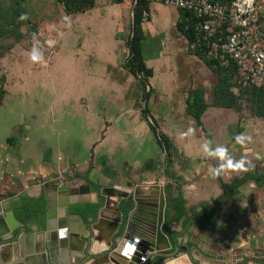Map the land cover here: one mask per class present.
Listing matches in <instances>:
<instances>
[{
	"label": "crops",
	"instance_id": "1",
	"mask_svg": "<svg viewBox=\"0 0 264 264\" xmlns=\"http://www.w3.org/2000/svg\"><path fill=\"white\" fill-rule=\"evenodd\" d=\"M124 4L97 0L93 8L73 18L85 13L95 23L112 26L114 34L117 25L123 24ZM149 7L150 20L143 22V42L147 37L153 41L147 49L142 42L143 54L144 50L148 55L153 49L160 51L164 45L174 48L173 44L182 38L176 34L180 10L160 1L151 2ZM154 16L157 24L148 29ZM115 38L110 47L102 44L81 48L78 44L62 78L54 73L56 61L47 62L29 47L12 45L0 55L6 90L0 103V210H13V204L25 197L49 198L56 205V193L48 192L45 185L52 187L58 180L70 181L74 189L71 206L95 204L98 209L106 200L107 192H100L102 189H111L113 204L124 193L132 195V185L143 206L159 214L161 204L165 205L163 226L168 222L177 240L173 242L168 234L172 247L166 243L161 249L174 251L181 246L175 257L157 256L149 264H195L189 255L199 264H264V128L254 126L253 121L243 122L235 108L213 105L210 89L217 84L212 82L217 77L203 62L201 70L205 75L211 73L210 79L204 80L196 68H187V75L196 74L192 80L180 76L179 65L157 67L147 63L154 75L142 88L124 68L128 52L119 56ZM198 86L205 88L209 104L202 127L186 111L189 91ZM145 92L149 93L147 115L143 113L146 104L140 105ZM177 96L185 101L179 113L173 104ZM180 117L182 122L176 120ZM151 123L179 150L174 167L181 178L178 183L175 177L161 176L166 162ZM180 163L184 165L181 170ZM237 178L245 179L239 193L223 197L222 183ZM167 184L173 185L170 195L162 190ZM179 195L185 202V213L171 221L176 209L169 204V197ZM214 200L219 201L218 217L207 226L192 223L193 213ZM71 206L69 225L76 236L57 242V258L76 263L91 253L90 261L98 263L102 259L99 254L109 248L105 235L110 224L94 230L90 245L85 225L95 217L85 219L72 213ZM119 206L128 212L133 207L132 198ZM112 207L105 212L108 222L118 216ZM138 215L143 217L144 211ZM29 226L31 232L39 230L34 222ZM121 231L114 247L127 242L123 227ZM138 246L135 240L132 251ZM146 255L150 261L152 254Z\"/></svg>",
	"mask_w": 264,
	"mask_h": 264
},
{
	"label": "rangeland",
	"instance_id": "2",
	"mask_svg": "<svg viewBox=\"0 0 264 264\" xmlns=\"http://www.w3.org/2000/svg\"><path fill=\"white\" fill-rule=\"evenodd\" d=\"M13 0H0V4L4 7H7L10 2ZM24 1L26 14L24 18V22L20 27V31L23 33V36L17 40L13 37H3L0 38V48L2 50H6L4 48H9L12 45L15 46H26L31 48L33 51H37L39 55L45 57L46 61H56L57 67H54V73L57 74L58 78H62L63 71L66 65L70 63L71 56H73V50L78 48V44L81 45V48L84 46L85 48L96 45H104L111 46L112 39L115 38L118 42L119 47V56H125L128 52L127 48V39L130 36L133 30V10H134V0H126L125 1V12H124V20L123 24L117 25L118 28L113 34V30H115L112 26L108 25L106 22L95 23L91 21L87 15L81 14L77 18H73L75 14H67L63 8V5L59 3L57 0H22ZM260 1L261 9L264 10V0ZM168 6V5H167ZM170 7V6H168ZM157 12V11H155ZM147 21V20H145ZM157 21H155V16L152 21L148 23V29L152 27V25H156ZM113 31V32H112ZM97 32V33H96ZM176 34L179 37L174 48L168 45H164L162 49H153V51L148 55L144 50L145 61L149 63L151 66H159L163 67L172 65H179L180 67V76L186 78H196V74L194 72L191 73V77L186 74L188 71L187 68H196V72H200L202 74V78L204 80L210 79L208 73L205 75V72L201 70V63H205L203 59L199 56L195 55V53L191 50V47L187 41V39L180 33L176 28ZM176 38V36H174ZM177 39V38H176ZM153 41L152 37H147V39L143 42L144 48L148 46ZM176 41V40H175ZM147 49V48H146ZM9 51V50H8ZM32 57H34L32 53ZM122 60V59H121ZM126 61V59H125ZM124 61V62H125ZM124 66V64H123ZM63 67V69H62ZM3 66L0 64V91L3 89V81L2 77ZM211 69V68H210ZM188 73V72H187ZM216 73V72H215ZM216 77L212 82H217L219 80L220 75L216 73ZM137 78V77H136ZM138 85L145 88L144 83L139 82L137 78ZM202 82V81H200ZM237 85V88H236ZM214 87H211V100L214 102ZM233 87V86H232ZM185 89L188 88L184 86ZM234 91L237 93L234 94L233 97L236 101V104L240 106V114L243 117V122L250 123L252 122L254 126L264 128V116L260 117L256 114V106L252 97V90H247L242 87L239 88L238 83L234 85ZM208 98V97H207ZM141 106L145 107V98L144 95L140 100ZM162 104V103H161ZM165 103L162 104V106ZM173 104L176 109V113L183 111V105L185 104L183 96H177L175 100H173ZM150 108H154V104H150ZM154 110V109H153ZM262 110H264V102L262 104ZM160 111V109H159ZM163 112V111H162ZM176 120L183 121V119L176 118ZM157 128V127H156ZM172 128V127H171ZM158 132V129H157ZM160 133V132H158ZM162 135L163 132L161 131ZM165 136V135H164ZM258 136V134H255ZM170 141V140H169ZM172 147L170 151H166L163 148V157L166 162V170L164 173H161V176H166L167 178L175 177L177 183L181 179L178 175L177 170H174L175 163L179 159V150L175 147L173 142H170ZM174 147V148H173ZM184 165L180 163V167L178 169H183ZM66 177L65 175H60L59 178ZM179 186L177 185L176 188ZM171 189H173V185L167 184L163 192H167L170 194ZM32 227V226H31ZM10 240V239H9ZM13 240V239H12ZM103 259V258H102ZM101 259V260H102ZM100 260V261H101ZM63 260L60 258H54V264H76V263H66L62 262ZM84 264H95V261L85 262Z\"/></svg>",
	"mask_w": 264,
	"mask_h": 264
},
{
	"label": "trees",
	"instance_id": "3",
	"mask_svg": "<svg viewBox=\"0 0 264 264\" xmlns=\"http://www.w3.org/2000/svg\"><path fill=\"white\" fill-rule=\"evenodd\" d=\"M63 5V8L67 14H77L79 12L86 11L93 8L97 0H57ZM114 3H124L126 0H110ZM222 2H228L230 0H218ZM258 1V0H257ZM260 6V1H258ZM134 10H133V30L127 39L128 56L124 62V68L131 72L135 77H137L145 87L148 84L149 78L154 75L152 68L147 66V63L143 54L142 42L144 40L143 32V22L145 20H150V2L148 0H134ZM145 12L148 14L145 16ZM181 18L176 24L177 30L183 34V36L189 40L190 43L194 42L196 39L195 27L197 25V18L189 11L180 10ZM260 21L264 22V10L259 7ZM26 14V8L24 1L13 0L7 7L0 4V38L13 37L19 40L23 33L20 31V27L24 22ZM7 49V48H4ZM4 54L2 48H0V55ZM195 55L199 56L204 60L205 64L211 68L217 75H220L218 83L214 87V102L213 105L225 108H235L240 111V106L236 104L233 97V87L236 84V74L237 67L232 65L230 69H226L221 66H215L213 61L208 60L204 54L200 51H196ZM247 90H252L253 101L256 106L257 116H264V110H262V104L264 102V88L262 87H244ZM4 90L0 91V103L2 101ZM206 90L203 86H198L195 89L189 91V97L186 100V111L192 116L197 125L202 127V116L204 112L209 107L205 99ZM234 94H236L234 92ZM237 95V94H236ZM149 93L145 92L144 98L146 102V108L143 109L145 115L148 114L147 101ZM151 128L154 133L159 137V142L166 151H170L172 145L169 139L158 133L157 128L151 123ZM174 148V147H173ZM245 179H235L232 183H222L224 190L223 197H231L239 193V185L243 183ZM170 195V194H169ZM177 199V200H176ZM179 201V202H177ZM184 200L182 195L172 199L169 197V204H172L176 209L175 216L171 219L179 220L185 213ZM219 201L214 200V202L209 204H203V209L200 212H194L191 221L192 223H197L200 226L209 225L219 212ZM99 205L95 204H75L71 206V212L81 215L83 218L87 219L89 215L94 217L97 215ZM13 210L19 221L25 225H29L34 220H42L45 212L47 210L46 201L43 197L41 198H31L25 197L21 203L15 202L13 204ZM168 222L165 225V232L169 234L173 240L176 241L171 235L168 229ZM195 264H199L198 261H194Z\"/></svg>",
	"mask_w": 264,
	"mask_h": 264
},
{
	"label": "water",
	"instance_id": "4",
	"mask_svg": "<svg viewBox=\"0 0 264 264\" xmlns=\"http://www.w3.org/2000/svg\"><path fill=\"white\" fill-rule=\"evenodd\" d=\"M46 183L45 188L48 192H54L57 196L56 205H52L49 198H46L47 211L45 214V227L42 230L20 233L16 239L10 241L15 231L23 226L15 215L14 210H0V264H27V260H35L37 263L42 260L44 264H51L58 249L57 242L59 240H67V236H76L71 231L69 222V212L72 201L70 196L73 195L74 189L70 186V181L56 182L52 187ZM129 188L134 190L131 194L124 193L117 197L118 202L112 204L111 189L105 187L100 192H107L105 202L100 206L97 211L96 219L90 225H85V229L89 231L87 241L92 244L94 238V230L100 225L109 223L110 227L105 235L107 245L109 246L103 254H99L103 259L98 264H149L155 257H175L181 249L177 246L174 251H166L161 249L159 243L165 241L168 248L172 247V242L169 235L164 230V204H161L159 214L157 210L149 209L143 206V202L137 197L135 187L132 185ZM133 200V207L125 212L119 206L121 202L129 198ZM118 216L114 217L112 221L107 220L105 212L113 208ZM144 211L143 217H139L138 212ZM218 215L215 216L217 218ZM124 228L126 237V244L120 246H113L122 233L121 229ZM133 235H136V239ZM133 238L139 242L136 250L132 251ZM9 240V241H8ZM132 242V243H131ZM219 243L222 241L219 240ZM203 252V249L200 248ZM151 253L152 257L146 262L142 261L145 253ZM209 255L216 256L213 252H208ZM91 256L87 255L86 261ZM194 263V257L189 255ZM51 261V262H50ZM79 264V263H77Z\"/></svg>",
	"mask_w": 264,
	"mask_h": 264
},
{
	"label": "built area",
	"instance_id": "5",
	"mask_svg": "<svg viewBox=\"0 0 264 264\" xmlns=\"http://www.w3.org/2000/svg\"><path fill=\"white\" fill-rule=\"evenodd\" d=\"M148 1H160L191 12L197 18L196 39L192 43L187 39L191 50L202 52L215 66L230 69L235 64L238 69L235 78L240 89L264 88V22L260 21L257 0ZM232 89L234 91V86ZM146 254L143 262L148 260Z\"/></svg>",
	"mask_w": 264,
	"mask_h": 264
},
{
	"label": "flooded vegetation",
	"instance_id": "6",
	"mask_svg": "<svg viewBox=\"0 0 264 264\" xmlns=\"http://www.w3.org/2000/svg\"><path fill=\"white\" fill-rule=\"evenodd\" d=\"M57 182H62V181H59V180H58ZM45 201H46V199H45ZM46 211H47V210H46ZM45 214H46V212H45ZM95 219H96V216H95V218H94V221H95ZM94 221H92V223H93ZM33 222L36 223V224L38 225L39 230H42V229L45 227V215H44V217H43L42 220H34ZM21 223H22V222H21ZM31 223H32V222H31ZM22 224H23V226L15 231V233H14V235L12 236V238L10 239V241H12V239H13V240L16 239V236L19 235L20 233H24V232H26V233H30V232H31V231H30V226H29V225H25L24 223H22ZM176 240H177V238H176ZM8 241H9V240H8ZM87 255H88V254H86V256H85L84 258H82L80 261L76 262V264H77V263H79V264H84L85 262H90V260L93 258V256L91 255V256L89 257V259H87L86 261H84V259L87 258ZM54 258H57V254L55 255ZM50 262H51V261H50ZM98 263H99V262H98ZM98 263H95V264H98ZM51 264H54V259H53V262H51Z\"/></svg>",
	"mask_w": 264,
	"mask_h": 264
},
{
	"label": "bare ground",
	"instance_id": "7",
	"mask_svg": "<svg viewBox=\"0 0 264 264\" xmlns=\"http://www.w3.org/2000/svg\"><path fill=\"white\" fill-rule=\"evenodd\" d=\"M166 245L165 241H162L161 243H159L160 247H163ZM27 264H44L42 260H39L37 263L35 262V260H27Z\"/></svg>",
	"mask_w": 264,
	"mask_h": 264
}]
</instances>
